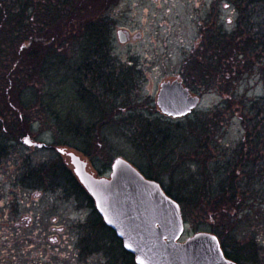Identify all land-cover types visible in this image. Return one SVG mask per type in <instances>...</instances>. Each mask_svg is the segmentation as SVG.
<instances>
[{
	"label": "rangeland",
	"instance_id": "1",
	"mask_svg": "<svg viewBox=\"0 0 264 264\" xmlns=\"http://www.w3.org/2000/svg\"><path fill=\"white\" fill-rule=\"evenodd\" d=\"M226 3L230 7L225 8ZM110 4L113 5L103 16L106 15L112 22L111 64L116 69L114 75L117 79L123 70L131 72V88L119 100H115L105 90L102 92L96 88L91 78L85 82V86L101 105L116 103L120 115L115 118L110 115L107 128L85 124L91 122L93 113H98L92 111L89 105H73L76 94L73 80L75 70L81 64L77 58L80 51L73 45L68 50L59 52L67 57V63L73 64L71 70L62 72L61 78L57 80L59 83L62 78L69 77L70 82L65 89L66 100L73 105L70 116L60 115L63 119L69 118L73 122L71 128L84 135L88 134V130L94 129L90 133L91 138L85 140V144L81 146L82 152L80 151L83 153L80 155L88 161L91 174L97 178H109L115 160L123 158L138 170L140 166L151 168L153 174L160 175L162 188L168 190L174 178L176 184L179 176L186 177L189 170L196 171L194 162L202 160L199 155L194 156L188 152L182 154L179 151L190 137L183 135L184 132L175 133L173 138L177 140V145L166 151L162 162L155 160L150 164L149 161L142 160L128 144L126 138L132 136L131 127L127 126L122 132L118 130L119 122L133 111L153 119L159 116L162 121L166 120L175 126L181 124L183 127L193 123L201 126L203 121L210 122L216 116L217 119L212 120L209 126L213 133L214 130L218 133V148L212 147V140L215 141L212 136L204 137L203 141H207L208 149H213L212 157L221 158L227 147H236L243 141L246 130L241 121L242 107L239 102L264 99V75H260L257 70L252 74L243 73L234 82L233 90L227 93L221 84L204 90L199 78L190 77L188 80L190 64L200 62L205 68L204 56L210 57L213 54L210 44L214 41L216 44L228 41V37L235 32L239 15L237 8L228 0H116ZM120 31L130 34L131 38L125 44L119 41ZM65 37L67 39L69 34ZM229 47L232 49L233 44ZM74 65L77 66L74 68ZM177 78L183 80L185 87L193 95L201 97L199 108L182 120L167 119L159 113L156 106L161 84ZM46 87L38 84L33 88L32 95L36 98L44 95ZM209 113L213 116L207 118ZM32 117L35 119L30 136L33 141L48 147L31 150L24 146V138L21 146L13 145L0 162V264H134L126 258L122 243L98 221L94 205L65 178L58 179L60 182L57 181L55 186L53 184L56 188L54 190H30L23 183L27 165L51 164L53 168L61 166L62 170L72 172L69 158L62 157L55 150H74L58 147L60 138L57 134L60 131L48 121L51 116ZM77 121L82 122L81 130L77 128L80 124ZM192 134L195 136L196 133ZM69 141L73 142L71 139ZM194 142L191 141L192 144ZM203 159L205 160L204 156ZM167 166H172L173 177L162 175ZM249 201L250 198L247 203ZM214 209V204L207 211L187 208L183 213L186 228L181 241L185 242L198 233H211L220 236V241L226 244V250L232 252L231 235L238 236L240 245L255 239L258 246L263 248L256 258L257 264H264L263 221L257 231H251L250 222L246 220L244 224H235L236 229L230 232L227 230L230 224L225 220L226 216L220 215V212L214 213Z\"/></svg>",
	"mask_w": 264,
	"mask_h": 264
},
{
	"label": "trees",
	"instance_id": "2",
	"mask_svg": "<svg viewBox=\"0 0 264 264\" xmlns=\"http://www.w3.org/2000/svg\"><path fill=\"white\" fill-rule=\"evenodd\" d=\"M114 1L0 0V162L13 145L18 144L20 147L21 140L30 136L35 119L32 115L51 116L48 121L60 131L57 134L60 138L58 147L64 146L79 153L94 129L84 135L72 129L73 122L69 118L63 119L61 115L70 116L75 103L89 105L98 115L93 113L91 122L85 124L99 128L108 127L110 115L112 118L120 115L116 103L101 105L85 86V82L91 78L96 88L102 92L105 90L115 100H119L131 88V72L123 70L117 79L114 75L116 69L111 64L112 22L103 13ZM228 1L237 8L239 15L235 32L228 37V41L223 42L225 45L216 44L213 40L210 44L213 54L204 56L205 68L200 62L190 64L188 80L190 77L199 78L204 90L221 84L227 93L233 90L234 82L243 73L252 74L257 70L260 75H264V0ZM102 7L104 10H101ZM66 34H69L67 39ZM231 44L233 48L229 49ZM70 45L80 51L77 58L81 63L75 70L73 80L76 87L73 105L66 100L65 89L70 82L69 77L57 82L61 73H67L73 65L67 63L65 55L59 53L60 50H68ZM38 84L47 86V92L36 98L32 90ZM239 104L246 135L238 146L227 147L221 158L212 157L213 149H208L207 141H203L204 137L212 136L215 139L212 140V147L217 146L218 133L216 130L213 133L209 126L212 120L217 119L216 116L210 122L203 121L201 126L193 123L183 127L181 124L175 126L166 120L162 121L159 116L153 119L133 111L119 122L118 128L124 132L127 126L131 127L132 136L126 138L128 144L142 160L150 164L155 160L162 162L166 151L177 145V140L173 138L175 133L184 132L183 135L189 136L179 151L182 154L188 152L199 155L202 160L200 163L194 162L196 171L189 170L188 176H179L176 184L174 178L170 188L163 190L181 206L183 213L187 208L207 211L214 204V213L220 212L229 221L227 230L230 232L236 229L235 224H244L246 220L250 222L251 231H257L262 221L261 225H264V99L241 101ZM208 115L207 118L213 116L212 113ZM77 122L80 123L77 128L81 130L82 122ZM192 132L196 133L195 136ZM191 141H195L194 144ZM53 167L51 164L27 165L23 183L30 190H54L58 179L65 178L90 201L72 172L62 170L61 166ZM146 167H139L142 175L160 184V175L153 174L152 169ZM171 167H165L162 175L173 177ZM231 212L234 214L231 215ZM98 221L104 226L99 217ZM230 237L232 252L227 251L226 244L220 241L226 257L237 264H257L256 258L263 249L257 241L251 239L247 244L240 245L238 236L233 234ZM125 255L132 261V255L126 252Z\"/></svg>",
	"mask_w": 264,
	"mask_h": 264
},
{
	"label": "water",
	"instance_id": "3",
	"mask_svg": "<svg viewBox=\"0 0 264 264\" xmlns=\"http://www.w3.org/2000/svg\"><path fill=\"white\" fill-rule=\"evenodd\" d=\"M119 40L126 43L123 32ZM200 102V96L192 95L177 78L161 84L156 106L163 116L177 120L189 117ZM25 144L34 145L32 141ZM69 156L75 176L95 201L106 225L135 256L136 264H236L226 259L218 238L212 234L199 233L179 243L185 230L181 207L126 160L114 162L110 179H99L88 172L80 156Z\"/></svg>",
	"mask_w": 264,
	"mask_h": 264
},
{
	"label": "flooded vegetation",
	"instance_id": "4",
	"mask_svg": "<svg viewBox=\"0 0 264 264\" xmlns=\"http://www.w3.org/2000/svg\"><path fill=\"white\" fill-rule=\"evenodd\" d=\"M124 36H125V38H126V40L128 41V40H130V34L128 33V32H124ZM33 140V139H32ZM35 142V141H34ZM36 143V142H35ZM48 146H46V145H43V149L44 148H47ZM42 148V147H41ZM30 149L32 150V149H39V148H37V146L36 145H33L32 147H30ZM58 150V149H57ZM57 150H55V151H57ZM58 154H60L62 157H65V158H68L67 157V155L64 153V152H58ZM90 201L89 202H91L92 204H93V202L91 201V199H89ZM132 262L134 263V264H136L135 263V258L133 257V259H132Z\"/></svg>",
	"mask_w": 264,
	"mask_h": 264
},
{
	"label": "snow or ice",
	"instance_id": "5",
	"mask_svg": "<svg viewBox=\"0 0 264 264\" xmlns=\"http://www.w3.org/2000/svg\"><path fill=\"white\" fill-rule=\"evenodd\" d=\"M209 2H210V0H209ZM197 7H199V5H197ZM224 7H225V8H228V7H230V5L226 3V4L224 5ZM25 47H27V45H25ZM25 143H31V141H30V140H25ZM109 223H111V221H109ZM127 247L130 248L131 245H127ZM141 264H143V261H141Z\"/></svg>",
	"mask_w": 264,
	"mask_h": 264
}]
</instances>
